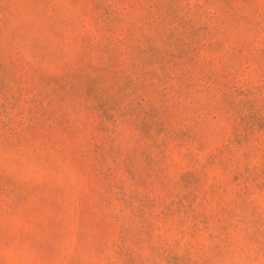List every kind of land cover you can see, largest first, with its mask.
Listing matches in <instances>:
<instances>
[{
    "label": "rangeland",
    "instance_id": "1",
    "mask_svg": "<svg viewBox=\"0 0 264 264\" xmlns=\"http://www.w3.org/2000/svg\"><path fill=\"white\" fill-rule=\"evenodd\" d=\"M0 264H264V0H0Z\"/></svg>",
    "mask_w": 264,
    "mask_h": 264
}]
</instances>
